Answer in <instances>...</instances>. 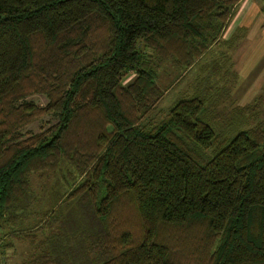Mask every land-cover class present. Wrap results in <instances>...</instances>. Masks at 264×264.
<instances>
[{"label": "trees", "instance_id": "16d2710c", "mask_svg": "<svg viewBox=\"0 0 264 264\" xmlns=\"http://www.w3.org/2000/svg\"><path fill=\"white\" fill-rule=\"evenodd\" d=\"M238 2L0 0V255L13 237L23 264H264V116L223 139L218 66L153 117L160 69L191 68Z\"/></svg>", "mask_w": 264, "mask_h": 264}, {"label": "rangeland", "instance_id": "374dc122", "mask_svg": "<svg viewBox=\"0 0 264 264\" xmlns=\"http://www.w3.org/2000/svg\"><path fill=\"white\" fill-rule=\"evenodd\" d=\"M263 5L264 0H239L236 11L224 31L227 33L239 24L245 30L242 28L240 31L236 30L227 44L220 42L212 45L202 58L185 71L169 65H164V68L160 69L155 83L162 91V98L156 103L154 119L159 120L178 98L196 92V86L199 84L196 81L206 77L218 66L220 70L214 73L213 77H209L204 84L202 81L200 83L204 86V91H208L209 97L215 101L212 111L217 117L216 126L223 139L230 138L237 130L251 126L264 116V96L258 100L260 101L258 105L255 104L252 115L247 112L246 115L250 116L246 121L241 122L236 114L239 107L252 103L264 89V14L260 11ZM132 78L133 75L126 76L123 83L126 84ZM26 99L38 105H44L46 102L45 97L40 94H30ZM54 121L45 115L23 127L21 132L24 136L28 132L35 133ZM213 151L209 148L204 150L203 154L209 157ZM54 180L50 174L43 179L31 177V188L37 193L39 201L36 203L37 210L46 209ZM27 252L28 246L24 242L11 237L9 247L6 246L4 253L0 255V264H23Z\"/></svg>", "mask_w": 264, "mask_h": 264}, {"label": "crops", "instance_id": "0c3cea01", "mask_svg": "<svg viewBox=\"0 0 264 264\" xmlns=\"http://www.w3.org/2000/svg\"><path fill=\"white\" fill-rule=\"evenodd\" d=\"M237 14V13H236ZM242 27L240 26V24L239 25H237L236 26V28L234 29V28H232L229 32H227V33H225V31L223 32V34L221 35V38H219V40L215 43V44H213V45H216V44H218V43H224V44H227L229 41H230V39L232 38V36H234V34H235V32H236V30H239L240 31V29H241ZM243 30H245L244 29V27L242 28ZM245 34V33H244ZM243 34V35H244Z\"/></svg>", "mask_w": 264, "mask_h": 264}]
</instances>
